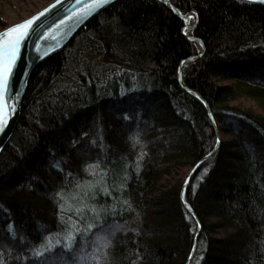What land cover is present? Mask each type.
Wrapping results in <instances>:
<instances>
[{"label": "trees", "instance_id": "16d2710c", "mask_svg": "<svg viewBox=\"0 0 264 264\" xmlns=\"http://www.w3.org/2000/svg\"><path fill=\"white\" fill-rule=\"evenodd\" d=\"M168 2L114 1L30 73L0 153L3 264H185L198 228L182 184L155 193L214 149L204 103L229 139L183 193L200 223L189 264H264V118L229 105L245 95L264 108V6ZM179 15L193 19L185 32ZM89 184L97 211L80 215L74 193Z\"/></svg>", "mask_w": 264, "mask_h": 264}, {"label": "water", "instance_id": "95a60500", "mask_svg": "<svg viewBox=\"0 0 264 264\" xmlns=\"http://www.w3.org/2000/svg\"><path fill=\"white\" fill-rule=\"evenodd\" d=\"M114 1L116 0H111L110 3L105 4L99 9L92 11L90 14H76L82 4L86 3L87 0H79V3L78 0H56L48 4L41 11L36 12L34 15H32L37 16V19L33 22V26L29 28L28 35L25 36V38L21 41L20 52L16 58L15 63L13 64L12 72L10 74L9 89L5 93L6 97H12V100L15 103V108L10 112L7 123L3 126V128H0V153L2 152L1 150L4 148V146L8 143L10 136L15 130L14 128L19 119L18 117L21 111L20 106L24 98L26 88L28 86L27 82L31 75L30 73L38 65V62L44 57L48 56V54L52 53L53 51L65 46L69 42V39L79 31L80 27L86 24L93 16L97 15L102 9L108 7ZM162 1H165L169 4L168 0ZM241 1L247 3L251 2L260 6H264V0ZM49 5H51L52 7H49ZM45 9H47V11H45ZM172 9L178 12L173 7ZM179 16L185 22L189 20L183 18L182 15ZM6 28H4V30ZM4 30L0 31V33H2ZM196 42L201 46L202 53L204 51V45L199 39ZM204 106L205 109H207V115L209 120H211V123L214 124L210 109H208L206 103H204ZM219 143L216 142L215 147L211 151V153L207 154L196 163V165L193 167V171L183 182V187L179 195L182 204L187 207L191 216L194 217L197 222L198 229L194 236L192 250L194 249V246L196 244V238L200 232V223L191 207H188V205H186L183 193L186 190L188 186L187 184L193 176L195 170L203 163V161L214 155L216 149L219 146ZM192 253L187 258V262L185 264H189V260L191 258Z\"/></svg>", "mask_w": 264, "mask_h": 264}, {"label": "snow or ice", "instance_id": "6c2138e0", "mask_svg": "<svg viewBox=\"0 0 264 264\" xmlns=\"http://www.w3.org/2000/svg\"><path fill=\"white\" fill-rule=\"evenodd\" d=\"M110 2L111 0H87L86 3L82 4V6L80 7V9L76 14H90L92 11L99 9L103 5L108 4ZM49 7L52 6L49 5ZM45 11H47V9H45ZM191 15H195V13H192ZM189 18L190 16L186 17V20ZM36 19L37 16H32L28 19H25L21 23H17L10 27H7L2 33H0V128H3V126L7 123L10 112L15 108V103L12 100V97H6L5 93L9 89L10 74L12 72L13 64L15 63L16 58L20 52L21 41L25 38V36L28 35L29 28L33 26V22ZM185 27L187 28V23ZM65 86L66 85H62L61 87H65ZM67 89L68 91H75L74 86L68 85ZM82 135H86V134L82 133ZM133 139L139 142L137 137H133ZM216 142L219 143V137H217ZM73 143H78V141L74 140ZM141 158H142V154L137 157V160ZM56 166L59 167V162L56 163ZM135 167L137 171H139L140 168L139 163H137ZM86 168L89 171H91L93 168H99V162H97L95 165H86ZM61 171H63V169H61ZM100 171L103 172L105 171V169H100ZM204 171L207 172V169H204ZM83 183L84 182H82V184ZM76 187L80 188L81 184L76 185ZM87 188L88 191H83L82 193L81 192L74 193V197L82 201L79 204V207L75 209V211L80 215H84L82 209H86V208L90 209L92 212L97 211L95 205L83 202L86 199L94 198L96 195V192L93 190V185L89 184L87 185ZM100 190L111 195L107 186H103ZM55 195L59 197L61 201L64 200L63 189L57 191ZM58 208L61 210H65V204L63 202L59 203ZM56 215L58 216L60 221L63 222L64 216L62 215V212L58 211ZM69 219H71V217H69ZM95 219L97 223H99L98 215L95 217ZM95 226H96L95 224L89 223L87 224L86 230L90 231ZM76 231L79 232L80 229L77 228ZM66 239L69 240V243L65 244L64 247L70 248L71 240L73 239V233L69 232L66 236ZM57 243H59V241H57ZM37 255H39V253H37ZM0 264H3L2 260H0Z\"/></svg>", "mask_w": 264, "mask_h": 264}, {"label": "rangeland", "instance_id": "374dc122", "mask_svg": "<svg viewBox=\"0 0 264 264\" xmlns=\"http://www.w3.org/2000/svg\"><path fill=\"white\" fill-rule=\"evenodd\" d=\"M56 0H0V22L2 23V27H0V31L4 30V28L14 25L15 23L21 22L26 18L34 15L36 12L41 11L51 2ZM184 24L187 23V28H184V32L192 26L193 19L190 17L188 21H184ZM199 45V44H198ZM201 47V46H200ZM179 78V75H178ZM217 86H222L223 84L228 85L232 84V81L226 79H217L214 80ZM232 108H239L240 110H250L254 115L257 114L264 118V108L260 106V103L257 102L256 99H252L248 96H238L237 98L233 99V101L229 104ZM214 120V119H213ZM213 130L216 131V140L219 137V142H224L225 140L229 139V135L219 133L217 130L219 125L215 122L212 123ZM220 144V143H219ZM194 165L192 164H184L182 166L176 167L172 169V171L159 183V190L155 194H159L162 191L167 189H172L173 186H180L189 176V174L193 171ZM183 187V186H182ZM213 218H209L208 221H212ZM224 236L223 230H217L214 237L220 238ZM194 239V238H193ZM196 238V243H197ZM194 241V240H193ZM193 245V243H192ZM196 246V244H195ZM194 246V248H195ZM194 249L191 253H194ZM190 253V254H191ZM192 253V255H193ZM191 255V256H192ZM190 263V262H189Z\"/></svg>", "mask_w": 264, "mask_h": 264}]
</instances>
